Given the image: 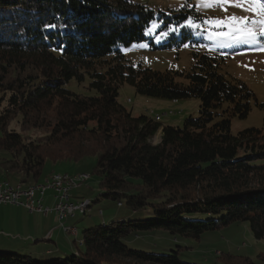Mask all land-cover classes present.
Segmentation results:
<instances>
[{"label": "trees", "instance_id": "obj_1", "mask_svg": "<svg viewBox=\"0 0 264 264\" xmlns=\"http://www.w3.org/2000/svg\"><path fill=\"white\" fill-rule=\"evenodd\" d=\"M193 1L165 10L146 0H0L2 174L31 185L41 182L47 159L93 155L100 196L124 208L113 225L85 228L82 248L69 256L0 250V264H225L221 258L237 254L193 262L178 249L155 252L127 240L159 230L198 240L238 221L264 238V130L230 128L231 117L248 115L255 95L218 71L235 48L195 39L187 21L204 15ZM141 42L155 49L188 45L193 64L184 72L158 71L125 58L122 48ZM72 79H87L94 94L67 89ZM123 84L173 101L196 98L198 114L182 126L132 116L118 101ZM12 121L45 134L28 139L9 130Z\"/></svg>", "mask_w": 264, "mask_h": 264}, {"label": "rangeland", "instance_id": "obj_2", "mask_svg": "<svg viewBox=\"0 0 264 264\" xmlns=\"http://www.w3.org/2000/svg\"><path fill=\"white\" fill-rule=\"evenodd\" d=\"M185 0H146V4L154 9H175L184 4ZM239 0H194L196 8L204 15L203 21L196 23L199 27H193V34L196 40L211 41L218 43L221 47L235 48L231 53L226 55L224 62L220 65L218 71L223 73L227 78H235L244 82L254 93L256 103L252 104L251 111L245 118L231 117V132L236 134L244 128L256 127L264 130V36H258V43L236 42L228 38H209V32L229 30L228 23L216 25L211 23L213 20L227 21L228 18L235 16L237 18L248 17L249 21L258 19V14L253 11L246 10L249 5L237 7L235 3ZM210 3L211 6H205ZM236 25H233L235 27ZM248 26H252L250 23ZM154 28V23L150 26ZM259 32V25L256 26ZM238 35V34H237ZM157 44L159 39H153ZM226 44V46H224ZM191 47L182 46L179 49H155L149 42L133 43L130 46L123 47L122 52L125 58L133 63H141L142 66H148L154 70L164 71H187L193 64L191 55ZM176 81L186 83L187 80L183 75H176ZM66 88L76 92L91 95L94 91L88 88L87 79L84 81L70 80L66 84ZM128 99H130L128 101ZM118 101L121 103L132 116L146 115L154 118L160 115L159 123L161 125L182 126L183 121L191 116L196 117L198 114L199 101L196 98L181 99L179 106H173L172 100L164 97H153L139 94L134 87L123 84L119 88ZM175 101V100H174ZM9 130L19 132L28 139H34L37 136L45 134L43 130L31 128L27 131H21L18 122L12 121L9 124ZM153 143L159 141V132L151 139ZM95 156H86L78 160H62L52 161L47 159L43 166L42 178L60 174L69 175L74 178L85 175L86 178L76 181V187L71 190V199L74 201L83 200L91 203L90 208L85 214L75 212L73 216L65 218L62 224L58 220L55 222L56 231L64 233L63 225L75 226L77 236L65 233V237L58 238L57 245L51 242L30 240L22 243V249L19 251L14 247L21 246L20 242H12L9 252H16L21 255L41 254L47 250L53 253L49 256H69L76 252V246L80 249L79 239L85 228L92 227L97 224L113 222L123 213V207L110 199L100 196L101 189L99 187L98 178L93 174L95 165ZM0 173H2L0 169ZM10 182L17 181L18 174H10ZM97 198V201L95 199ZM26 209V208H25ZM27 210V209H26ZM23 210L24 213H28ZM103 212V215L99 213ZM35 216H41L39 212H35ZM22 216V215H21ZM25 218L26 216L23 215ZM50 219V216L47 220ZM53 225L52 223L49 225ZM48 226V227H49ZM52 231V230H50ZM75 236V237H73ZM75 238V243L73 240ZM127 244L130 247H138L155 252L167 253L170 250H179V256L188 261L204 262L205 260L214 261L216 256L221 252H229L237 254L236 256H228L221 258L225 264H248L254 261L255 264H264V238L256 239L250 232L247 222H234L223 229L205 232L201 237L196 239L181 238L169 235L161 230L140 234L129 238ZM178 245L187 246L184 249ZM8 246H0L2 252L7 251ZM5 249V250H4ZM42 257L44 255H41ZM243 256L249 257L244 258ZM249 261V262H248ZM219 262V260H218ZM250 264V263H249Z\"/></svg>", "mask_w": 264, "mask_h": 264}, {"label": "crops", "instance_id": "obj_3", "mask_svg": "<svg viewBox=\"0 0 264 264\" xmlns=\"http://www.w3.org/2000/svg\"><path fill=\"white\" fill-rule=\"evenodd\" d=\"M171 103L174 107H176L177 105L179 106V101L175 102L172 100ZM17 178V181L11 183L9 177H4V175L0 173V183L8 182L11 185L21 184L20 176L18 175ZM47 178L48 177L46 176L41 181ZM42 204L50 208L53 207V205L55 204V200L52 191L49 190L45 193L44 198L42 199ZM23 210L26 209L22 206L0 204V246H8L7 248H5L7 251L12 248L10 247V245H8L10 243L12 244V242H20L21 246L15 244V246L17 247H14L17 249L15 251H19L20 249H22V246L26 245H22V243H27L30 240H34L35 243H37L38 241H45L57 245L56 241L58 240V238L62 236L65 237V233H62L60 230L59 232L56 231V224L55 222L53 223V220H57V218L56 214L53 211L49 212L47 215L40 214L41 216L37 217L35 216L36 214H34L35 212L26 210L28 213H24ZM23 215L26 217L24 218ZM49 216L50 219L47 220ZM51 223L53 225L49 226ZM51 253H53L51 250H47L41 254Z\"/></svg>", "mask_w": 264, "mask_h": 264}, {"label": "built area", "instance_id": "obj_4", "mask_svg": "<svg viewBox=\"0 0 264 264\" xmlns=\"http://www.w3.org/2000/svg\"><path fill=\"white\" fill-rule=\"evenodd\" d=\"M83 181V177H78ZM77 184H60L58 180H50L49 177L41 182L31 185H11L8 182L0 183V204H12L26 208L30 212H39L47 215L53 211L57 220L62 224L65 218L73 216L75 212L85 213L90 206H84L83 200H71V190ZM53 192L55 204L53 207L44 206L42 199L47 191ZM100 212V211H99ZM65 232H74L76 227L63 225Z\"/></svg>", "mask_w": 264, "mask_h": 264}, {"label": "snow or ice", "instance_id": "obj_5", "mask_svg": "<svg viewBox=\"0 0 264 264\" xmlns=\"http://www.w3.org/2000/svg\"><path fill=\"white\" fill-rule=\"evenodd\" d=\"M245 4L249 5L246 10L258 14V19L249 21L248 17L237 18L232 16L228 18L227 21L213 20L211 23L216 25L228 23L229 30L227 32H209V38L223 37L232 40L234 43H258V36H264V0H239V2L235 3V6L244 7ZM205 6H211V4L206 3ZM187 23L189 26L199 27V25L195 24L191 18ZM249 23L252 25L251 27L248 26ZM233 25L236 26L233 27ZM257 25H259V32L256 29Z\"/></svg>", "mask_w": 264, "mask_h": 264}, {"label": "bare ground", "instance_id": "obj_6", "mask_svg": "<svg viewBox=\"0 0 264 264\" xmlns=\"http://www.w3.org/2000/svg\"><path fill=\"white\" fill-rule=\"evenodd\" d=\"M130 99H128L129 101ZM176 102V100H175ZM161 116L160 115H156L154 117L155 120H160ZM78 177H83V180L86 178L85 175H81V176H78ZM78 177L74 178L72 176H69V175H60V174H56V175H53L51 176L50 180H58V182L60 184H76V181L78 180ZM91 203H89V201H84V206H90ZM65 233H68V234H74V232H65ZM76 234H77V230H76Z\"/></svg>", "mask_w": 264, "mask_h": 264}]
</instances>
